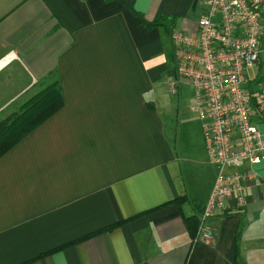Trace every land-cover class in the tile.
Here are the masks:
<instances>
[{
    "label": "crops",
    "instance_id": "1",
    "mask_svg": "<svg viewBox=\"0 0 264 264\" xmlns=\"http://www.w3.org/2000/svg\"><path fill=\"white\" fill-rule=\"evenodd\" d=\"M205 8V0H0V121L54 80L62 97L0 156V264H264V159L242 165L243 203L232 194L207 220L211 241L190 238L183 220L197 222L216 168L204 145L187 156V138L158 113L170 40L166 54L162 30L146 32L131 15L176 16L175 29L194 33Z\"/></svg>",
    "mask_w": 264,
    "mask_h": 264
},
{
    "label": "built area",
    "instance_id": "2",
    "mask_svg": "<svg viewBox=\"0 0 264 264\" xmlns=\"http://www.w3.org/2000/svg\"><path fill=\"white\" fill-rule=\"evenodd\" d=\"M205 6L194 33L169 34L173 73L165 81L171 94L180 82L191 88V109L207 160L216 168L193 238L208 243L207 220L232 194L243 203L242 165L264 159V76L256 81L258 72L247 75L264 52V0H205Z\"/></svg>",
    "mask_w": 264,
    "mask_h": 264
},
{
    "label": "trees",
    "instance_id": "3",
    "mask_svg": "<svg viewBox=\"0 0 264 264\" xmlns=\"http://www.w3.org/2000/svg\"><path fill=\"white\" fill-rule=\"evenodd\" d=\"M131 15L138 20V25L146 32L152 29L159 28L162 32L169 37V34L175 29V23L177 20L176 16L168 15H157L153 21H146L141 14L131 12ZM173 73V68L168 70L167 75ZM259 81V79H256ZM253 92V91H252ZM249 103H253L249 101ZM62 107V97L58 81L54 80L49 83L46 87L40 89L33 96L27 99L20 107L19 112L11 117L5 118L0 121V156L7 152L12 146L18 143L23 137L28 135L31 131L37 128L42 122L51 117ZM185 200L184 197H179L174 200L167 201L165 204L158 206L160 208L169 203H175L177 206ZM148 210L140 214H136L123 221L116 222L109 226H106L100 230L92 232L79 239L73 240L67 244H64L58 248H54L44 254L38 256V258L46 257L57 253L63 249L76 245L83 242L88 238H92L102 233H108L112 230L120 227L121 225L138 218L139 216L145 215L146 213L153 211ZM186 223L187 230L191 239L194 238L197 228V222L194 218H188L183 220Z\"/></svg>",
    "mask_w": 264,
    "mask_h": 264
},
{
    "label": "rangeland",
    "instance_id": "4",
    "mask_svg": "<svg viewBox=\"0 0 264 264\" xmlns=\"http://www.w3.org/2000/svg\"><path fill=\"white\" fill-rule=\"evenodd\" d=\"M163 38H164V51L167 54L168 49H170L168 45L169 37L164 34ZM167 64L168 66L170 65L168 62ZM257 72H258L257 79L259 80L263 79L262 76H264V52L259 55L258 64L247 70V75L249 78H254L256 77ZM179 85H178L179 88L178 93L176 95L171 94L167 90L165 78L164 77L162 78L161 85L159 86V89L157 91V99L160 101L159 108H157V111L163 117V119L166 120V122L174 126V130L175 129L178 130V133L181 132L180 137L187 138L188 140L187 144L189 146H187L186 154L187 156H193L192 153H196L195 147L200 148L203 146L200 136L201 133L200 122L197 119V115L195 118L194 113L192 112L189 113L190 112L189 108L193 107L191 88L188 86V84L183 82L182 83L180 82ZM250 87H251L250 90L253 91L254 83ZM185 112L186 115L184 116ZM182 120H184V122ZM206 168L208 171L207 173H203L206 180L204 181V184L208 181L210 177L209 172L214 173L213 168L210 167L209 165ZM185 169L186 168L184 167L183 170Z\"/></svg>",
    "mask_w": 264,
    "mask_h": 264
}]
</instances>
